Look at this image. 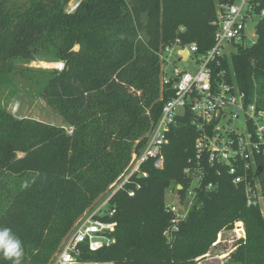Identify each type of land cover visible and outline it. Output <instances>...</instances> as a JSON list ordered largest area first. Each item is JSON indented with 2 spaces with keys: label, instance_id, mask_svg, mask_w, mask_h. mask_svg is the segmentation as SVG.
<instances>
[{
  "label": "trees",
  "instance_id": "trees-1",
  "mask_svg": "<svg viewBox=\"0 0 264 264\" xmlns=\"http://www.w3.org/2000/svg\"><path fill=\"white\" fill-rule=\"evenodd\" d=\"M216 1L223 0H78L66 11L68 0H0V71L50 51L63 68L38 70L45 76L39 95L69 126L0 108V226L22 241V264H48L75 221L144 148L172 94L160 87L158 53L176 38L200 53L209 49ZM256 34L254 44L238 47L222 65L247 100L256 96L264 109V16ZM198 135L188 110L176 116L163 168L145 163L147 175L133 176L111 198L115 242L95 251L82 247L79 264H197L218 232L238 221L245 239L230 264H264V215L246 204L243 185L233 184L224 164L206 166L186 220L171 242L163 236L171 217L166 189L179 183L183 196ZM257 158L264 164V155ZM258 176L264 190V168Z\"/></svg>",
  "mask_w": 264,
  "mask_h": 264
},
{
  "label": "built area",
  "instance_id": "built-area-1",
  "mask_svg": "<svg viewBox=\"0 0 264 264\" xmlns=\"http://www.w3.org/2000/svg\"><path fill=\"white\" fill-rule=\"evenodd\" d=\"M263 1L223 0L218 3L216 19L212 22L215 27L213 44L205 52H198L194 43L182 44L179 38L159 51L160 87L170 89L172 94L148 132L144 148L132 153L119 180L75 221L48 264H79L82 247L95 251L115 242L111 235L116 226V221L111 220L116 211L111 203L113 194L133 176H146L142 169L145 163L153 162L154 167L163 168L167 132L176 116L186 110L191 113L199 135L194 141V155L184 169L190 178L188 187L181 196L178 190L182 186L175 184L173 199L165 200V211L171 217L163 236L171 242L186 220L197 191L208 174L206 166L226 165L233 184L243 185L246 204L258 207L264 215V190L259 176L253 178L259 165L264 168L257 158L264 155V109L257 106L256 96L247 100L244 92L228 80L222 65L223 57H230L238 47L256 42V26L264 16ZM176 62H188L191 69L180 68ZM62 68L60 61L57 70ZM212 187V183L206 185V189ZM127 193L133 196L134 190ZM235 229L243 233L242 222H235ZM217 243L218 240L205 254L197 257L198 264H226L220 258H230L235 250L234 243L227 251L212 253V247Z\"/></svg>",
  "mask_w": 264,
  "mask_h": 264
},
{
  "label": "rangeland",
  "instance_id": "rangeland-1",
  "mask_svg": "<svg viewBox=\"0 0 264 264\" xmlns=\"http://www.w3.org/2000/svg\"><path fill=\"white\" fill-rule=\"evenodd\" d=\"M11 2L16 5H25L29 0H11ZM77 2L78 0H68L65 10L70 11L76 6ZM217 9L218 3L216 1V14ZM59 62L47 50L36 52L30 61L14 60L12 69L0 71V108L10 112L16 118H33L69 129L63 118L53 113L51 108L39 95V91L45 82V76L38 73V70L57 69L59 65L57 63ZM175 65L180 68L191 69V64L188 62H176ZM174 192V184H172L166 189L165 200L173 199ZM243 233H239L235 229V223L232 227L221 229L217 234L216 240H218V243L212 247V253L227 251L233 243L236 250L237 246L245 239V231ZM196 259L195 261L197 262ZM220 259L225 261L226 264H230V258Z\"/></svg>",
  "mask_w": 264,
  "mask_h": 264
},
{
  "label": "clouds",
  "instance_id": "clouds-1",
  "mask_svg": "<svg viewBox=\"0 0 264 264\" xmlns=\"http://www.w3.org/2000/svg\"><path fill=\"white\" fill-rule=\"evenodd\" d=\"M24 248L20 238L8 227L0 226V258L22 264Z\"/></svg>",
  "mask_w": 264,
  "mask_h": 264
},
{
  "label": "water",
  "instance_id": "water-1",
  "mask_svg": "<svg viewBox=\"0 0 264 264\" xmlns=\"http://www.w3.org/2000/svg\"><path fill=\"white\" fill-rule=\"evenodd\" d=\"M262 169H263V166H262V165H259V166L256 168V171H255V174H254L253 178H255V177L258 175V173H259Z\"/></svg>",
  "mask_w": 264,
  "mask_h": 264
},
{
  "label": "bare ground",
  "instance_id": "bare-ground-1",
  "mask_svg": "<svg viewBox=\"0 0 264 264\" xmlns=\"http://www.w3.org/2000/svg\"><path fill=\"white\" fill-rule=\"evenodd\" d=\"M57 64H59V63H57Z\"/></svg>",
  "mask_w": 264,
  "mask_h": 264
}]
</instances>
